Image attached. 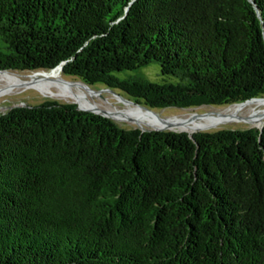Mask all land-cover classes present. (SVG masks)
Returning a JSON list of instances; mask_svg holds the SVG:
<instances>
[{
  "label": "trees",
  "instance_id": "trees-1",
  "mask_svg": "<svg viewBox=\"0 0 264 264\" xmlns=\"http://www.w3.org/2000/svg\"><path fill=\"white\" fill-rule=\"evenodd\" d=\"M0 70L149 109L264 96V0H0ZM152 62L161 82L115 73ZM0 264H264V124L126 129L73 103L0 115Z\"/></svg>",
  "mask_w": 264,
  "mask_h": 264
},
{
  "label": "rangeland",
  "instance_id": "rangeland-1",
  "mask_svg": "<svg viewBox=\"0 0 264 264\" xmlns=\"http://www.w3.org/2000/svg\"><path fill=\"white\" fill-rule=\"evenodd\" d=\"M0 52H7L5 48V44L1 40V37H0ZM59 67L62 68V66H59ZM56 69L59 70V73H60L59 77L63 79L64 81L75 82V83L79 82L85 85V83H83V81L80 80L79 78L68 76V75H63L61 72L62 69H59V68H56ZM44 72H50V71H44ZM31 73L32 72L30 71L20 72L21 75L31 74ZM115 75H117L118 77L122 79L137 76V77L146 79L150 82H161L163 78L159 71V65L155 62H152L138 69L117 72L115 73ZM85 86L87 88L84 90L85 95L87 96V98L93 101L96 104L97 108H99V110L101 111L102 110L105 111L106 108L114 107V106H115L114 108H117L120 110L126 109L128 107L127 105L128 101L130 105L134 106L133 103H135V100L119 90L109 89L105 85L100 84V83L89 85V86L85 85ZM47 100H54L60 103H71V100L66 101L63 99H57V98H53L50 96L45 97L42 94H40V92L36 91L35 89L31 87H27V88L26 87L25 88L13 87L9 91L0 95V115L7 112L10 108L14 106L36 105V104H39ZM227 106H230V105H224V106L202 105L198 107H190V108H185V109L164 108V109H150V110L163 118H173L176 116L182 117V116L189 115L192 113H199V114L218 113L220 109L223 110L227 108ZM110 119L113 120L115 123H117L119 126L126 128V129L139 128L137 125L131 124V122H127V120H122L118 118H110ZM263 124H264V105H262V107H256L253 110V112L251 110L244 109L238 113L224 117L223 120H221L220 122L216 124H213L207 127L206 126H202V127L195 126L192 129V131H185V132L193 133V132H214L218 130H244V129L253 128V127L259 128V127H262ZM172 131L181 132L184 130L173 129Z\"/></svg>",
  "mask_w": 264,
  "mask_h": 264
},
{
  "label": "bare ground",
  "instance_id": "bare-ground-1",
  "mask_svg": "<svg viewBox=\"0 0 264 264\" xmlns=\"http://www.w3.org/2000/svg\"><path fill=\"white\" fill-rule=\"evenodd\" d=\"M59 74L60 73L58 69H54L50 72L40 71L39 73L25 75L0 72V95L9 91L13 87H31L40 92V94L45 97L50 96L66 101L71 100V102H78L83 107H90L94 105L97 108L96 104L85 95L84 90L87 88L84 84L79 82L75 83L64 81L59 77ZM127 105L128 107L123 110L114 108V106L106 108L105 111L123 116L124 118H127L131 121L136 120V123H132L131 121L127 122H131V124H135L138 127L146 129L164 128V125L161 121H165L169 123L173 129L192 131L195 126L202 127L216 124L223 120L224 117L233 115L244 109L251 110L253 112L256 107H262V105H264V101L252 100L244 104H232L223 110L220 109V111L216 109L218 113H192L182 117L176 116L173 118H163L154 112L130 105L128 102Z\"/></svg>",
  "mask_w": 264,
  "mask_h": 264
},
{
  "label": "water",
  "instance_id": "water-1",
  "mask_svg": "<svg viewBox=\"0 0 264 264\" xmlns=\"http://www.w3.org/2000/svg\"><path fill=\"white\" fill-rule=\"evenodd\" d=\"M56 68L62 69L61 67L58 66V67L53 68L52 70H54ZM52 70H50V71H52ZM40 71H43V70L30 71V72H32V73H39ZM0 72H9V73H12V74H19V75H21L20 72H22V71L0 70ZM252 100H262V101H264V98L263 97H255V98H251V99L245 100L243 102H238V103H234V104H244V103H247L248 101H252ZM71 103L76 104L78 107H80L81 109H83V110H85L87 112H90V113H93V114H97V115H100V116H103V117H106V118H109V119L110 118H118V119H122V120L131 121V120L127 119V118H124L123 116H119V115H116V114L108 113L106 111H101V110L97 109L94 105H92L90 107H83L78 102H71ZM133 104H134V106H136L138 108L151 111L150 109H148L147 107H145V106H143L141 104H138V103H133ZM151 112H153V111H151ZM131 122L132 123H136V120H133ZM161 122L163 123L164 128L151 129L150 130V129H146V128L139 127V129L142 132L152 131V130H156V131H172L173 130L172 126L169 123H167L165 121H161ZM207 126H210V125H207ZM198 127H200V126H198ZM259 128H261V127H259ZM181 132H185V131H181ZM193 133H195V132H193ZM193 133H188V134H189L190 137H192V134Z\"/></svg>",
  "mask_w": 264,
  "mask_h": 264
}]
</instances>
